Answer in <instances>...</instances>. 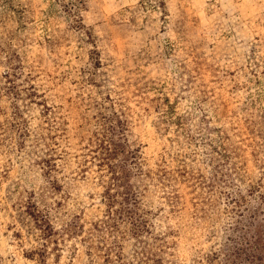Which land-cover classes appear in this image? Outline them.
<instances>
[{
	"label": "rangeland",
	"instance_id": "obj_1",
	"mask_svg": "<svg viewBox=\"0 0 264 264\" xmlns=\"http://www.w3.org/2000/svg\"><path fill=\"white\" fill-rule=\"evenodd\" d=\"M0 264H264V0H0Z\"/></svg>",
	"mask_w": 264,
	"mask_h": 264
},
{
	"label": "trees",
	"instance_id": "obj_2",
	"mask_svg": "<svg viewBox=\"0 0 264 264\" xmlns=\"http://www.w3.org/2000/svg\"><path fill=\"white\" fill-rule=\"evenodd\" d=\"M122 168V167H121ZM121 169L114 170L116 173H114V171H112L113 175L115 176L114 179H119V177L117 176V174L120 172ZM124 193V201L125 203H127L128 205H126V208H124L125 213H126V219L128 222H130L132 225L130 227V231L131 232H138L139 230H141L142 228H144L145 224H144V220H142L141 216L137 213V209L138 207L135 206L136 201V194L132 191H125ZM129 203H131L132 206H135V212H133L132 208H128L127 206H129ZM138 204V203H137ZM33 218L35 219V221L37 222V225L39 226V228L41 229V231L43 232V236L44 237H49L52 236L53 234H56V231L53 230V227L51 225H49V223L47 221H45L43 219V217L40 218V220L42 221L41 223H39L38 221V215L35 210H31L29 209ZM135 213H137L138 215L135 216ZM37 254H39L40 256H43V252L42 251H38ZM41 262H43V258L41 257L40 259Z\"/></svg>",
	"mask_w": 264,
	"mask_h": 264
}]
</instances>
